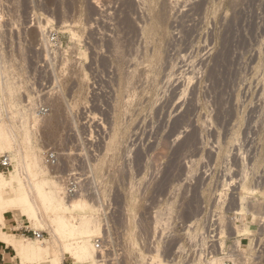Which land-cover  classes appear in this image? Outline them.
Masks as SVG:
<instances>
[{
	"label": "rangeland",
	"instance_id": "obj_1",
	"mask_svg": "<svg viewBox=\"0 0 264 264\" xmlns=\"http://www.w3.org/2000/svg\"><path fill=\"white\" fill-rule=\"evenodd\" d=\"M152 3L12 0L0 14L8 120L21 138L30 134L41 191L51 195L62 181L64 195L66 176L76 174L80 207L63 196L58 207L81 229L100 227L92 242L103 238L108 262L136 264L154 254V242L172 264L188 261L214 217L228 227L229 243L244 237L248 254H257L253 264H264V0ZM154 14L167 33L159 56L160 38L150 40L141 30ZM39 22L57 41L47 37L49 46L43 44ZM56 97L64 98L58 109ZM37 105L49 108L39 113L40 123ZM49 150L58 154L55 167L45 164ZM12 162L0 171L26 179ZM6 217L0 232L26 238L18 229H35L24 216ZM239 217L242 225L248 221L247 232L232 230ZM43 231L48 240L40 241L49 246L53 236ZM65 257L64 264H85Z\"/></svg>",
	"mask_w": 264,
	"mask_h": 264
},
{
	"label": "bare ground",
	"instance_id": "obj_2",
	"mask_svg": "<svg viewBox=\"0 0 264 264\" xmlns=\"http://www.w3.org/2000/svg\"><path fill=\"white\" fill-rule=\"evenodd\" d=\"M153 1L154 0H149L150 3H152ZM163 22L161 20V16L154 14L152 21L147 25V27L145 26V27H143L141 29L142 30V34L146 38H148L150 40L153 39L155 36H158V38H160V43H159V47L160 48H157V50H156V55L157 56L160 55L161 46H163L162 45L163 44L162 39L164 38L163 36H165V34H166L165 39L167 37V33H165L164 25L162 24ZM38 26L40 28L39 30L42 32L41 38H42V42H44L43 44H45L46 46H49V45H47L49 43V41L47 39L48 35L45 32V30H46L45 27L46 26L43 25V22H39ZM139 29H140V27H139ZM163 41H165V40L163 39ZM1 53L2 52L0 51V58H1ZM2 71H3V69H2ZM2 71L0 70V76L2 74ZM54 72H56V71H54ZM3 73H4V71H3ZM5 76H6V74H5ZM3 79H4L3 76H1V80H0V155L9 154V158L11 160V163H13L12 161L16 162L14 170L19 171V175H21V176H22V174H24L26 179L23 178V179H25V180H23L20 177H19V179L16 178L15 175L13 174V172L10 174L11 177L7 178L5 176V174L0 171V224L3 225V226H5L7 224V221L9 219L6 217V214H8V213H12V216H14L16 220H18L20 217L24 216L33 224V226L35 227L36 230H40V231H43L44 229L49 230L51 232L52 236H53L52 237L53 240L51 239L52 242H50L49 246H45L42 243V241H40V240H44L46 238H31V237L21 238L17 234L9 233V232H7L5 230H2L0 232V241H3L6 244H8V245H10V246H12L14 248L15 253H16V255L19 258V262H16L15 264H64L66 255L70 256L71 258H73L78 263L98 264L99 254H98V251L96 250L95 244L92 242V239L94 237L93 236L94 233L96 231H99L100 227L97 226L96 228H94V226L91 223H89L92 226L89 225V227H87V228L83 227L81 229L82 226L78 227L81 223L78 226H76L77 224L75 225L74 222H72L69 219V216H67L65 213L62 214V212H61L62 210L60 208L61 206L58 207L59 202L57 201V199L60 198V196L61 197L63 196V198H65L69 202L71 201V202L75 203V202L78 201L77 200L78 198L76 199L75 197H73L71 199H67L65 194L61 195V193L64 191V188H63L64 186L60 184L62 181L60 183H58V181H57V184L56 185L54 184L55 188H54L53 193L51 195L50 194L49 195L46 194L47 192L45 193V192L41 191L42 189H40V187L38 186V185H40L39 182H38L39 180L34 178V176H36V175H34V167H33L34 164L37 165V163H38L37 158L38 157L37 156H33V158L31 157V159L29 158L30 157V152H29L30 151L29 150L30 149V147H29L30 145H28V143L30 144V142H28V141H29L30 134H29L28 130H26V132H24L22 134L23 138H21V134H19L16 131L15 127L9 122L10 119L8 120L9 115H10V117L12 116V114H10L11 111H10V113H8L9 110H11V108L10 109H8V108L5 109V105H8V102H5L4 100L6 99V87L9 86V84L7 85L4 82ZM79 89H82V88H79ZM7 92H9V91H7ZM59 95H62V94H59ZM81 95H82V93H81ZM54 97H55V95H54ZM63 99L64 98H62V97H58V98L56 97L53 100L54 103H52V104L55 106V108L58 109V107L62 104ZM29 101H31V100H29ZM64 103L66 104V102H64ZM59 108H61V107H59ZM63 108H65V107H63ZM4 109L5 110L8 109L6 111L7 114H3L4 111H5ZM33 110H34V108H33ZM39 113H40V108L38 110V115L36 116L38 121L34 120L37 123L39 121L41 122V118H39L41 116H39ZM58 116H59V113L57 114V112H56V114L53 117H50L48 119V121H46L44 126L47 129L51 128V126H53L52 125L53 121L55 119L57 120V118H59ZM44 120H42V121L45 122ZM73 125H76L75 121H73ZM21 130H22L21 132H23L24 129H21ZM33 150H34V148H33ZM96 178H94V179L97 180ZM22 183H23V186H21ZM54 185H53V187H54ZM96 187H97V192H98V197H99V199L98 198L97 199L99 200V202H100V199L103 201L101 193H100L101 190H99V188H101V187H99L98 185ZM5 191H9L10 195L6 196V194L4 193ZM60 199H62V198H60ZM243 199H244V197H243ZM241 201H242V199H241ZM81 202H82L81 200L78 201L77 202V206L80 207ZM78 203L80 205H78ZM242 203H239V204L242 205ZM62 204L66 205L64 203H62ZM99 204H101V203H99ZM62 209H63V206H62ZM243 209H241V210H243ZM236 210H238V209H236ZM238 212H239V210H238ZM91 216H93V215H91ZM84 220L85 219H83L82 221H84ZM88 220H89V218H88ZM233 221H232V223H233ZM241 221H242V218H240V217L236 218V221H234L235 222V227L234 228L232 227V230L236 229L237 233L247 232L248 227H249L247 225L248 221L246 220L245 222H247V224L245 223L243 225L241 224ZM85 222H86V220L84 221V223ZM87 223H88V221H87ZM95 225H97V224L95 223ZM83 226H84V224H83ZM156 230H157V228H156ZM234 232L235 231H232L231 234L232 233L233 234L236 233V232L235 233ZM103 233H104V231H103ZM73 234L74 235L75 234L76 235L79 234L80 235L79 240L77 239V240H74L75 242L74 241L72 242V240L74 239V238H72L71 242H70V240L68 241L67 237L72 236ZM100 234L101 233H99L98 236H100ZM226 234H227V232H226ZM104 235H105V233H104ZM224 236L227 237V235H224ZM236 237H238L237 234H236L235 238ZM37 239H39V240L37 241ZM46 240H48V239H46ZM224 241H225V239L221 240L222 243H224ZM235 244L240 245L239 241H237ZM132 246H133V244H132ZM148 247H147V249H148ZM124 248H126V247H124ZM149 251H150V253H153V251H154V254H148V256H149L148 258L145 256L148 261H145V257H143L142 259H140V261L137 259L138 261L136 260V262H137L136 264H169L171 262H174L173 259L162 258L163 256H161V254H164L165 252L161 253L162 251L160 249V246L157 243H155V242L153 243V246H150ZM164 251H167V250H164ZM121 253H118V255L119 254L121 255ZM106 255H107V253H106ZM106 255H105V257H107ZM135 255L138 256V254H136V252H135ZM122 257H124V256H122ZM135 259H136V257H135ZM106 260H107V258H106ZM122 260L124 261V259H122ZM222 260H223L222 257H217L216 256V258H215V261L218 264H221ZM119 261H120V259H119ZM259 261H260V259H259ZM107 262H108V260L106 261L105 264H107ZM109 262H108V264H109ZM117 263H118V261H116V263L115 262H110V264H117ZM125 264H130V261H125ZM132 264H133V262H132Z\"/></svg>",
	"mask_w": 264,
	"mask_h": 264
},
{
	"label": "built area",
	"instance_id": "obj_3",
	"mask_svg": "<svg viewBox=\"0 0 264 264\" xmlns=\"http://www.w3.org/2000/svg\"><path fill=\"white\" fill-rule=\"evenodd\" d=\"M12 7V0H0V14L3 15L6 9ZM47 34V33H46ZM48 35V34H47ZM48 38L50 41H57V34L53 31L49 32ZM40 113L46 115L49 112V108L46 106H40ZM45 163L50 167H55L59 163L58 154L55 151L49 150L43 153ZM0 166L5 170L11 169L12 163L8 156H2L0 160ZM79 181L75 173H71L65 178V196L67 199L75 197L79 191ZM18 230H22V235L27 237L44 238L46 236L45 231L33 229L30 225L21 227ZM228 227L222 225L219 219L211 218L206 223L205 227L199 234V237L193 242V247L189 255L188 261H176L174 264H218L215 261L216 256L222 257L221 264H253L257 259V254L249 255L246 247H243L242 240L240 239V245L235 244V241L230 243L226 240ZM224 233V234H223ZM233 238V237H232ZM225 239L224 243L221 242ZM95 247L98 251L99 258L98 264L106 263L107 246L105 245L102 237L95 238Z\"/></svg>",
	"mask_w": 264,
	"mask_h": 264
},
{
	"label": "crops",
	"instance_id": "obj_4",
	"mask_svg": "<svg viewBox=\"0 0 264 264\" xmlns=\"http://www.w3.org/2000/svg\"><path fill=\"white\" fill-rule=\"evenodd\" d=\"M15 258L19 261L14 248L0 241V264H14L13 261H15Z\"/></svg>",
	"mask_w": 264,
	"mask_h": 264
}]
</instances>
